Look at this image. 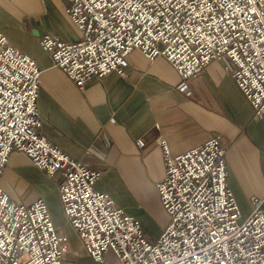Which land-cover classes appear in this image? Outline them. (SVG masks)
Returning <instances> with one entry per match:
<instances>
[{"label":"built area","instance_id":"1","mask_svg":"<svg viewBox=\"0 0 264 264\" xmlns=\"http://www.w3.org/2000/svg\"><path fill=\"white\" fill-rule=\"evenodd\" d=\"M66 13L80 39L45 34L41 43L80 89L112 72L126 77L137 50L150 61L166 58L190 96L191 79L226 58L255 115L264 116V0H69ZM42 74L0 32V180L18 151L47 177L60 175L64 215L92 260L104 263L111 252L121 264H264V201L253 197L252 215L241 219L219 137L178 156L159 138L166 175L156 186L170 220L149 240L137 218L97 190L100 173L42 135ZM69 250L44 199L17 203L0 186V264H65Z\"/></svg>","mask_w":264,"mask_h":264},{"label":"crops","instance_id":"2","mask_svg":"<svg viewBox=\"0 0 264 264\" xmlns=\"http://www.w3.org/2000/svg\"><path fill=\"white\" fill-rule=\"evenodd\" d=\"M68 6L69 0H0V32L43 72L37 101L42 135L100 173L97 190L137 218L149 240L158 239L170 220L156 186L166 175L159 138L178 156L219 137L226 149L227 184L241 219L249 218L253 197L264 201V116L255 115L229 73V60L213 61L191 79L188 96L166 58L150 61L135 50L127 59L126 77L112 72L89 80L82 90L55 66L41 43L45 34L67 43L80 39ZM60 181V175L47 177L18 151L0 186L17 203L45 200L55 225L69 237L65 264H121L111 252L104 263L89 257L64 215Z\"/></svg>","mask_w":264,"mask_h":264}]
</instances>
